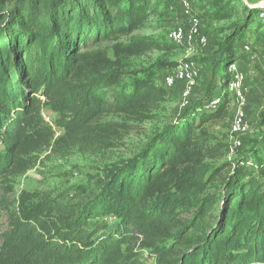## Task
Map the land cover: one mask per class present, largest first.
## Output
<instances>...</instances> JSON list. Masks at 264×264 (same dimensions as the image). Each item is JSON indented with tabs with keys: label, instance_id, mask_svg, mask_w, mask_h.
<instances>
[{
	"label": "trees",
	"instance_id": "1",
	"mask_svg": "<svg viewBox=\"0 0 264 264\" xmlns=\"http://www.w3.org/2000/svg\"><path fill=\"white\" fill-rule=\"evenodd\" d=\"M9 2L13 9H2ZM152 5L0 0V179L24 176L43 153L105 156L123 142L129 123L152 120L168 96L179 97L151 78L131 87L124 82L130 59L159 47L136 34ZM239 42H230L216 63L223 65L225 92L232 66L247 61ZM45 110L59 116L62 135L46 122ZM202 114L200 124L187 116L159 130L137 156L114 165L101 193L74 215L46 201L32 206V221L5 236L8 263L136 264L140 248L152 251L157 264H264V184L248 162L230 177L219 175L211 162L223 149L203 123L227 120L230 110L224 100ZM259 118L264 126V106ZM33 200L24 195L22 206ZM108 215L122 225L98 238L90 220Z\"/></svg>",
	"mask_w": 264,
	"mask_h": 264
},
{
	"label": "rangeland",
	"instance_id": "2",
	"mask_svg": "<svg viewBox=\"0 0 264 264\" xmlns=\"http://www.w3.org/2000/svg\"><path fill=\"white\" fill-rule=\"evenodd\" d=\"M184 1L191 3L193 16L201 21L202 36L210 39L207 48L198 44L183 48L171 42L172 32L182 27L188 30L190 26L192 16L184 15ZM151 3L148 22L136 34L152 38L159 47L142 57L130 59L124 82L131 87L135 80L151 78L158 86L164 87L165 75L170 70L184 61L194 60L202 63L206 69L196 94L184 108L181 98L168 96L166 102L155 111L152 120L129 123L131 131L125 135L119 147L105 156L96 158L75 151L70 157L59 159L43 153L38 156L36 166L24 176L0 179V264L10 263L8 256H11V252L6 247L10 244L5 236L21 222L27 224L32 221V206L46 201L62 214L74 215V212L80 211L83 205L88 206L101 193L114 165L130 161L151 142L159 130L183 122L187 116L190 122L200 124L202 113L210 111L208 108L215 100L221 103L225 100L230 115L224 121L203 123V127L213 134L216 144H221L223 149L222 155L211 162L213 168L219 170V175L230 177L238 164L242 166V163L248 162L253 167L247 166L264 184V126L260 125L259 118L264 106V17L257 15L261 13L264 16V0H151ZM2 9L10 11L13 5L9 2ZM124 41L128 43L127 39ZM232 41L235 45L240 41L238 44L244 45L249 53L246 55L247 61H240V67L233 71L231 83L235 82L225 92L221 89L223 65L218 66L216 63L220 60L222 50L231 47ZM201 108L205 111L197 112ZM242 115L245 122L236 131V122ZM43 116L58 136L63 134L56 125L58 115L45 110ZM2 150L3 145L0 143ZM212 184L210 194L215 192L214 187L219 183ZM24 195L34 197L31 206H22ZM217 213L212 212L215 218ZM90 224L91 232H98L100 238L120 228L122 220L118 215H108L91 219ZM136 262L157 264L156 255L152 251L137 248Z\"/></svg>",
	"mask_w": 264,
	"mask_h": 264
},
{
	"label": "built area",
	"instance_id": "3",
	"mask_svg": "<svg viewBox=\"0 0 264 264\" xmlns=\"http://www.w3.org/2000/svg\"><path fill=\"white\" fill-rule=\"evenodd\" d=\"M184 15L191 17L190 26L187 30L186 28H178L171 34V42L177 47H191L195 44L207 48L210 45V39L206 36H202L201 21L198 17L193 16V10L191 3L188 1L183 2ZM261 17H264L263 14ZM248 51V49H246ZM234 70H237V66H232ZM205 73V67L201 65L198 61L187 60L179 64L177 67L170 70L164 78L165 88L169 91V94L177 93L179 98H181L182 107H187L190 100L196 94L202 77ZM237 74V73H236ZM238 76V74H237ZM235 82V81H234ZM231 83V87L233 86ZM220 104V100H215L208 109L215 110ZM245 120L243 115L237 120L235 130H240Z\"/></svg>",
	"mask_w": 264,
	"mask_h": 264
}]
</instances>
